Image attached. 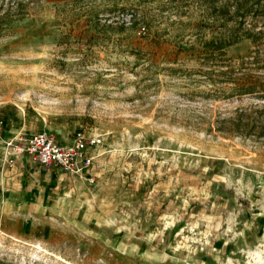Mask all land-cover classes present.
<instances>
[{"label": "rangeland", "instance_id": "obj_1", "mask_svg": "<svg viewBox=\"0 0 264 264\" xmlns=\"http://www.w3.org/2000/svg\"><path fill=\"white\" fill-rule=\"evenodd\" d=\"M0 119V264H264V0H0Z\"/></svg>", "mask_w": 264, "mask_h": 264}, {"label": "built area", "instance_id": "obj_2", "mask_svg": "<svg viewBox=\"0 0 264 264\" xmlns=\"http://www.w3.org/2000/svg\"><path fill=\"white\" fill-rule=\"evenodd\" d=\"M4 135V124L0 119V138ZM102 143L100 136L78 135L68 141L59 139L48 131H38L29 136H20L17 140L6 141L13 156L27 155L30 161L47 169H59L94 181L92 169L97 154L95 148Z\"/></svg>", "mask_w": 264, "mask_h": 264}, {"label": "crops", "instance_id": "obj_3", "mask_svg": "<svg viewBox=\"0 0 264 264\" xmlns=\"http://www.w3.org/2000/svg\"><path fill=\"white\" fill-rule=\"evenodd\" d=\"M3 137H4V135H3ZM18 161H17V163H18ZM30 168L39 169V172H40V170H41L40 168H43V167H41L38 164H34L30 161ZM53 170H57V169H53ZM19 173H26L28 175L22 179L21 187L24 188V191H26L27 189H32L35 186V182L32 180V178H30L31 175H33V174L28 170H27V172H25L23 170V172H19ZM19 173L16 171L15 172L13 171L11 176H10V174H8V176L6 174V176L8 178H4V180H2L0 178V194L1 193H12V191H14L12 188L13 186H16V184L14 183L15 182L14 179H16V177L19 175Z\"/></svg>", "mask_w": 264, "mask_h": 264}, {"label": "trees", "instance_id": "obj_4", "mask_svg": "<svg viewBox=\"0 0 264 264\" xmlns=\"http://www.w3.org/2000/svg\"><path fill=\"white\" fill-rule=\"evenodd\" d=\"M227 67L229 65H226ZM226 74H232V71L231 70H226V71H223L221 75H226ZM243 91H248L247 89H242Z\"/></svg>", "mask_w": 264, "mask_h": 264}]
</instances>
